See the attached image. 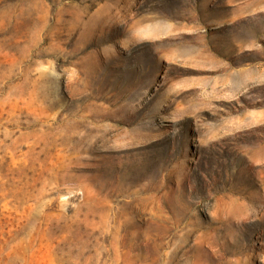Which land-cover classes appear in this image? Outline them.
<instances>
[{
	"label": "rangeland",
	"instance_id": "1",
	"mask_svg": "<svg viewBox=\"0 0 264 264\" xmlns=\"http://www.w3.org/2000/svg\"><path fill=\"white\" fill-rule=\"evenodd\" d=\"M0 264H264V0H0Z\"/></svg>",
	"mask_w": 264,
	"mask_h": 264
},
{
	"label": "bare ground",
	"instance_id": "2",
	"mask_svg": "<svg viewBox=\"0 0 264 264\" xmlns=\"http://www.w3.org/2000/svg\"><path fill=\"white\" fill-rule=\"evenodd\" d=\"M195 63H199V64H207L209 61L207 59V57L203 56L202 54H199L198 56H196L195 58L192 59ZM190 62V61H189ZM242 73H230L228 74L229 80L230 82L236 86L237 84H239V80L241 79ZM228 80V81H229ZM227 81V82H228ZM229 83V82H228ZM227 86V85H226ZM238 88V87H237ZM232 89V88H230Z\"/></svg>",
	"mask_w": 264,
	"mask_h": 264
}]
</instances>
